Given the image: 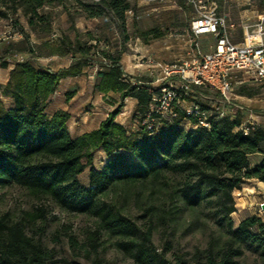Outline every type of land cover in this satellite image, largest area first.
Listing matches in <instances>:
<instances>
[{
	"label": "trees",
	"instance_id": "1",
	"mask_svg": "<svg viewBox=\"0 0 264 264\" xmlns=\"http://www.w3.org/2000/svg\"><path fill=\"white\" fill-rule=\"evenodd\" d=\"M73 1L87 18L114 23L120 35L119 49L99 53L96 45L82 41V35L71 26L72 41L64 37L49 46L50 55L70 56L67 68L54 71L36 67L28 59L14 61L0 88V95L12 101L8 108L0 101V188L14 186L35 200L95 217L97 228L87 239L91 250L96 252L99 238L106 234L134 264H264V220L252 215L234 226L231 217L236 212L234 191L247 180L264 183V128L241 129L239 117L231 120L215 114L208 129L191 130L180 125L186 116L179 112L173 124L150 136L144 131L128 133L115 122L124 100L136 101V121H141L157 90L138 85V81L144 82L140 79L131 83L133 78L123 72L121 56L128 40L125 12L133 10L132 5L125 0ZM66 2L0 0V19L15 24L27 38L18 13L30 28L48 27L49 20L40 11L51 5L64 7ZM259 5L264 8V1ZM151 33L159 36L154 29L139 36L145 41ZM27 53L36 58L32 45ZM93 62L98 66L94 88L114 109L97 129L72 137L67 128L69 115L57 111L48 117L46 108L62 79L80 76ZM0 66L8 68L6 57H0ZM97 152L107 157L99 170L92 165ZM254 155L261 160L253 165L250 157ZM85 169L87 184L79 180ZM131 186L151 187L163 195L159 203L146 200L141 226L116 204L101 200L111 193L122 195ZM36 209L44 213V209ZM181 221L186 222V233H206L203 248L195 247L186 255L180 252L173 243L175 238L170 237H175ZM26 222L0 218V264H52L40 240L26 231ZM160 229L166 240L158 249L153 236Z\"/></svg>",
	"mask_w": 264,
	"mask_h": 264
},
{
	"label": "rangeland",
	"instance_id": "2",
	"mask_svg": "<svg viewBox=\"0 0 264 264\" xmlns=\"http://www.w3.org/2000/svg\"><path fill=\"white\" fill-rule=\"evenodd\" d=\"M82 1L93 2L97 0ZM260 1L264 0H218V5L221 7L219 14L225 16L229 23L235 24V35L239 36V13L264 11V8H260ZM131 5L138 18L125 15L124 27L128 40L125 43L121 60L126 56L133 55L136 51L139 53L141 63H144L146 58L158 63H170L186 58L190 38L188 25L191 19V10L182 0H171L161 4H147L144 0H135L131 2ZM40 13L47 16L50 23L48 27L30 28L26 18L20 13L17 14L19 26L27 34V38L20 34L19 28L15 27V24L9 20L0 19V57H6L10 66L20 57L23 61L28 59L36 67L54 71L70 65L71 58L69 55H50L49 46L59 42L64 37L72 41L74 31L71 30V26L82 35V41L87 42L88 45H96L95 49L99 53L104 51L113 53L119 49L120 35L114 23L108 20L87 18L76 9L73 0H67L64 7L46 6ZM254 22L255 19L252 20V23ZM153 29L157 30L159 36L155 37L151 33L145 41L139 36L140 32H149ZM198 44L203 52H207L208 46L213 44V38L211 36L200 37ZM31 45L36 51V58L28 57L27 48ZM144 65L146 66L145 63ZM94 67L98 68L96 62L85 68L77 78L62 81L57 89L59 91L58 103L63 105H67L70 100L68 99L69 95L76 96V106L69 127L72 137L83 131L90 132L97 129L100 123L107 118V116L105 117L106 107L94 88L95 77L89 78ZM146 70H149L148 67ZM126 75L132 77L133 81L138 79L149 80V76H142L141 73V76ZM7 77L8 71L0 66V88L4 86ZM242 86L243 89L241 90L238 88L239 85H235L233 95L242 92L248 98L250 97L251 101L236 100L244 107V110H238L241 112L239 114L241 128L247 126L264 127V86L248 78L245 79ZM208 94L216 97L213 92ZM0 101L6 108L11 105L10 100L4 99L1 95ZM191 101H197L208 107L206 102L195 93L190 94L182 103L183 107L188 108ZM125 107L117 119L127 130H130L137 120V115L131 102H127ZM212 111L214 110L212 109ZM106 159L104 154L95 153L93 167L99 170ZM254 159L253 156L251 161L253 162ZM79 180L81 183L87 184L88 169H85L79 176ZM249 186L244 185L233 193L236 212L231 217L234 226L243 218L252 215L264 220V208H262L264 192L258 189L252 190V187ZM162 198L163 195L156 192V189L152 191L151 187L141 189L131 186L125 188L122 195L116 196L111 193L103 196L101 200L116 204L123 214L141 226L145 221L143 207H146V200L150 199V202L159 203ZM36 208L44 209V213L39 214ZM1 217L12 222L19 221L21 218L25 219L27 221L26 231L29 235H33L35 240H40L42 246L51 255L52 264H94L97 262L98 264H134L123 252L113 246L115 239L106 234H102L99 238L101 245L96 252L91 250L87 239L97 228L95 217L61 209L49 201L35 200L26 191L17 187L0 188ZM185 226L186 222L181 221L176 227L175 237H170L171 240L175 238L173 243L179 245L180 252L184 255L191 253L195 247L203 248L206 241V233L200 231L186 233ZM165 240L166 235L161 229L153 236V244L158 249L163 247ZM171 253L169 252L167 255ZM187 257L185 256V258ZM250 259H248V263L251 262Z\"/></svg>",
	"mask_w": 264,
	"mask_h": 264
},
{
	"label": "built area",
	"instance_id": "3",
	"mask_svg": "<svg viewBox=\"0 0 264 264\" xmlns=\"http://www.w3.org/2000/svg\"><path fill=\"white\" fill-rule=\"evenodd\" d=\"M125 1L131 3L135 0ZM144 1L147 4H161L171 0ZM182 1L191 10L186 58L170 63L145 59L151 80L149 83L138 81L137 84L149 85L157 90L152 93L142 120L135 121L132 129L127 130L128 133L144 131L150 136L161 127L173 124L179 112H184L186 116L180 124L184 128L208 129L211 115L225 117L224 109L218 108V104L242 110L233 95L235 85L243 84L248 78L264 86V11L254 23L242 24L243 38L235 43L230 35L235 24L229 23L225 16L219 14L216 0ZM125 15L138 18L131 9ZM204 36L213 38V44L208 46L207 52H203L198 44V39ZM17 61L22 62V57ZM97 69L94 67L91 71L90 79L95 77ZM131 83L134 84V81ZM210 92L215 93L216 97L208 94ZM192 93L208 103L210 108L202 109L196 101H191L188 108L183 107L182 103ZM56 94L55 91L53 95Z\"/></svg>",
	"mask_w": 264,
	"mask_h": 264
},
{
	"label": "crops",
	"instance_id": "4",
	"mask_svg": "<svg viewBox=\"0 0 264 264\" xmlns=\"http://www.w3.org/2000/svg\"><path fill=\"white\" fill-rule=\"evenodd\" d=\"M220 8L221 7L218 5V12H219ZM260 13H262V11H260V12L259 11H252V12H249V13H247L246 11H244L242 13H239V16H238L239 36L238 35H235V30L233 29L232 31H230L231 40L233 42H235V43L241 41L242 38H243V31H242V28H241L242 27V24H244V23H252V20L253 19H255V21H256L258 15ZM138 54H139L138 51H136L133 55L126 56L125 58H122L121 65H122V68H123V72L126 73V74H130V75L136 74L137 76H141L140 75V73H141L142 76H149V71L146 70L147 67L144 65L145 62L144 63H141V64L139 63L140 62V59H139L140 57L138 56ZM68 66H66L64 68H67ZM11 68H12V66L9 65L8 68H6L5 70H7L8 73H9V70ZM75 78H77V77H67V78H64V79H62L59 82L58 86L62 83V81H65L66 79H75ZM7 79H8V77L6 78L5 83L3 85L6 84ZM148 79H149L148 81H144V82H148L149 83V81L151 80L150 79V76L148 77ZM244 83H245V81L243 82V84ZM243 84H240L239 85L240 87H238V88H241V90H242L243 89V86H242ZM58 86H57V89H58ZM57 89H56L57 94L52 96L51 101L49 102V104H48V106L46 108V114L48 115V117H51L57 111H64V112H66L69 115V120L67 122V128H68V131H69L70 122L73 119V114H74V110H75V106H76V101H75L76 96L75 95H72L69 98L70 100L67 102V105H63L61 103H58L57 96L59 95V91ZM99 95L102 98L101 94H99ZM113 97L116 98V96H113ZM4 99H7V98H4ZM235 99L236 100H239V101H243V100H246V101H249V102L251 101V98L250 97L248 98L242 92L241 93H238L237 95H235ZM127 102H131V104H133L134 107L136 105V101L134 99H132V98H126L124 100V102H123L124 103V106H123L124 109L126 108L125 107V104ZM10 103L12 105V101L11 100H10ZM102 103L106 107V109H105L106 110L105 117H106V116H108V114L110 112L113 111L114 108L111 107V106H109V105H107L106 103H104L103 100H102ZM236 103H237L238 106H240L242 108V110H244V107L240 103H238L237 101H236ZM206 104L208 105V103H206ZM215 105H217V104H215ZM208 108H210V107H208ZM218 108H223L224 109V112H225V115L227 117H229L231 120L235 119L236 117H239V114L241 113L240 111L236 110L232 106H226V105L218 104ZM122 109H121V111H122ZM120 115L121 114H119L116 117L115 122L124 127V125L120 121H118V119H117V118H119ZM250 124H252V123H250ZM262 128H264V127H262ZM69 133H71V132L69 131ZM85 133H87V132L83 131V132L77 133L75 135V137L81 136V135H83ZM97 153L104 154L103 152H97ZM104 156L106 157L105 154H104ZM252 157L253 156H251L250 159ZM254 158H255L254 161L253 162L251 161V163L253 165L254 164H258L260 162V160H261V156L260 155H254ZM247 183H249V184H247ZM244 185L245 186L250 185L249 187H252L251 188L252 190L258 189L259 191L264 192V183H262V182H260L258 180H255V179L247 180L243 185L240 186V188L244 187Z\"/></svg>",
	"mask_w": 264,
	"mask_h": 264
},
{
	"label": "water",
	"instance_id": "5",
	"mask_svg": "<svg viewBox=\"0 0 264 264\" xmlns=\"http://www.w3.org/2000/svg\"><path fill=\"white\" fill-rule=\"evenodd\" d=\"M262 208H264V205H262Z\"/></svg>",
	"mask_w": 264,
	"mask_h": 264
}]
</instances>
